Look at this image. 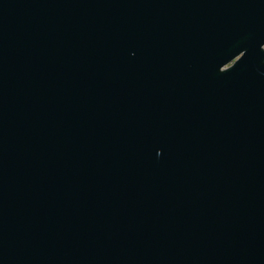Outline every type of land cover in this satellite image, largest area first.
Masks as SVG:
<instances>
[{
    "label": "water",
    "instance_id": "water-1",
    "mask_svg": "<svg viewBox=\"0 0 264 264\" xmlns=\"http://www.w3.org/2000/svg\"><path fill=\"white\" fill-rule=\"evenodd\" d=\"M0 264H264V0H0Z\"/></svg>",
    "mask_w": 264,
    "mask_h": 264
}]
</instances>
